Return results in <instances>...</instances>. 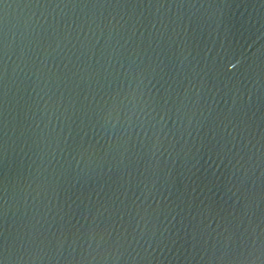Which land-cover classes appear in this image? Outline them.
Instances as JSON below:
<instances>
[{
	"label": "water",
	"instance_id": "obj_1",
	"mask_svg": "<svg viewBox=\"0 0 264 264\" xmlns=\"http://www.w3.org/2000/svg\"><path fill=\"white\" fill-rule=\"evenodd\" d=\"M0 264H264V0H0Z\"/></svg>",
	"mask_w": 264,
	"mask_h": 264
}]
</instances>
